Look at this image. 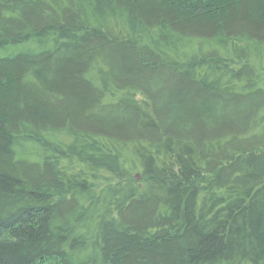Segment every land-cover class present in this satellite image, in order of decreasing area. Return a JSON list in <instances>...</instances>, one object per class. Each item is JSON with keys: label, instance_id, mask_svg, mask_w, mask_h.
<instances>
[{"label": "trees", "instance_id": "16d2710c", "mask_svg": "<svg viewBox=\"0 0 264 264\" xmlns=\"http://www.w3.org/2000/svg\"><path fill=\"white\" fill-rule=\"evenodd\" d=\"M0 264H264V0H0Z\"/></svg>", "mask_w": 264, "mask_h": 264}, {"label": "water", "instance_id": "95a60500", "mask_svg": "<svg viewBox=\"0 0 264 264\" xmlns=\"http://www.w3.org/2000/svg\"><path fill=\"white\" fill-rule=\"evenodd\" d=\"M138 178H139V176H138Z\"/></svg>", "mask_w": 264, "mask_h": 264}]
</instances>
